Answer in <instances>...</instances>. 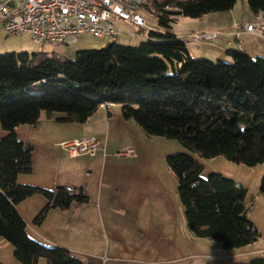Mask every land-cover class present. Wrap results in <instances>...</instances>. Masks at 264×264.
Masks as SVG:
<instances>
[{"label": "trees", "instance_id": "1", "mask_svg": "<svg viewBox=\"0 0 264 264\" xmlns=\"http://www.w3.org/2000/svg\"><path fill=\"white\" fill-rule=\"evenodd\" d=\"M155 8L156 29L137 46L111 41L101 49L78 50L73 59L42 53L0 55V239L19 264H82L68 249L48 246L26 232L16 206L41 195L46 204L34 216L39 226L51 209L67 211L88 203L82 187L54 191L18 183L32 172V146L16 135L41 114H61L60 123H85L101 104L118 105L148 137L176 140L203 159L223 157L254 167L264 162V59L227 50L228 61L194 59L171 25L179 17L200 18L230 11L236 0H147ZM252 15L264 0H244ZM176 179L188 232L197 239L237 250L260 238L248 217L247 189L239 181L211 173L184 153L167 155ZM258 194L264 198V173ZM264 264V257L244 263Z\"/></svg>", "mask_w": 264, "mask_h": 264}, {"label": "rangeland", "instance_id": "2", "mask_svg": "<svg viewBox=\"0 0 264 264\" xmlns=\"http://www.w3.org/2000/svg\"><path fill=\"white\" fill-rule=\"evenodd\" d=\"M233 9L235 20L239 21L237 24L240 25L244 13H248L247 4L244 0H236ZM139 14L146 19L147 26L140 30L117 22L116 26L122 32L113 39L116 44L137 46L143 32L147 34L148 30L156 29L155 16L145 10H141ZM215 14H207L200 18L179 17L171 25L173 34L187 43L188 51L194 59L211 62L229 60L225 50L221 51L220 55L206 52L220 50L225 44L222 42V33L217 32L219 37L213 42H194L190 37L192 34L208 32L207 30L214 28L215 24L210 21V17H215ZM135 33L139 34L138 37L131 38V34ZM111 41L108 37L95 38L84 33L74 44L68 46L56 47L51 43L38 45L28 34H9L0 26V55L11 52L47 55L53 53L54 56L73 59L78 50L101 49ZM101 44L103 46L100 47ZM113 106V114L117 112L119 116L120 108H117L118 105ZM60 115L54 114V116ZM119 117L116 122L113 120L108 125L103 123L97 126L98 132L94 134L107 132V155L111 157L114 154V157H118L120 161H108L103 166L95 159H91L90 155L70 160L61 148H53L50 168L61 179L70 176L73 186L85 190L89 204H84L87 207L83 214L84 220H88L89 223L79 222L70 227V222L66 219L60 227L57 225L55 230L52 224L48 223L46 236L63 248L74 251L83 264H152L154 262V264H224L227 260L225 257L220 261L216 257L217 260H213L212 257L205 258L204 248L197 245L202 240L194 238L188 232L176 194V179L168 170L165 158L175 153L188 154L202 164V177L219 173L239 181L247 189L246 202L251 199L252 192H257L259 189L260 178L264 173V162L254 167H247L231 163L221 156L203 159L182 147L176 140L148 137L132 120H123L121 115ZM58 125L56 136L63 138L70 130L65 123ZM26 127L27 125H20L15 130L20 141L26 136ZM5 134L0 127V139ZM128 148L133 149L135 156L122 158L117 156L118 152ZM137 151L143 154L142 159L138 162L135 160L129 162L137 157ZM19 177L23 179L28 176ZM21 182L18 181L20 184L29 185ZM135 188L141 189L143 195L141 199L146 200L142 208L131 204L134 201L133 196L137 193L136 189L134 194ZM2 243L5 246L0 245V264H19L13 257L11 245ZM129 258L141 263H130L127 261ZM39 260L44 261V259Z\"/></svg>", "mask_w": 264, "mask_h": 264}, {"label": "crops", "instance_id": "3", "mask_svg": "<svg viewBox=\"0 0 264 264\" xmlns=\"http://www.w3.org/2000/svg\"><path fill=\"white\" fill-rule=\"evenodd\" d=\"M233 10L234 9L232 8L228 12L216 13L214 15L215 17H210V21H213L215 25H214V28H212L211 30L207 28L209 29L207 31L222 33L221 35L222 42H224L225 44L222 45L220 50L214 49L212 51H206V52L211 53V54L216 53V55H220L222 53L221 51L237 49V50H244L251 57L256 56V57H262L264 59V41L256 36L245 33L242 29L244 25L252 21L253 15L248 10V13H244L243 19H245V21L243 22V19H242V22H240L241 24L239 25L237 24V22L239 21L235 20L236 18L234 16ZM217 14H221V15H217ZM222 14H225V15H222ZM219 16H222V17H219ZM118 22L130 25L129 23H126L123 21H118ZM145 35L146 33L143 32L142 36L145 37ZM130 41L131 40H129V42ZM101 46H103V44H101L100 47ZM186 46H187V43H186ZM218 57H222V56H218ZM112 107L114 106L111 104L108 105L107 108L100 107L83 124L65 123L67 124L66 125L68 126L67 129L70 130V132L66 133L63 136V138L56 136L58 133L57 126H59L58 123H60L56 119L59 118L60 116L53 115L52 117L47 118L45 114H41L40 119L36 125L34 126L27 125L26 130H25L26 136H24L21 142H23L25 145L32 146V149L34 151L33 152L34 154H32V172L26 175L28 177H25L23 179H20L19 177L18 181L19 182L22 181L21 183L29 184L30 186H36L42 189L52 190V191H54L58 187H68V188L75 187L71 184L72 182H70L71 181L70 176L61 179L60 176H58L57 173L50 168L51 166L50 159H51V154L53 153V148L55 149L61 148L60 146L61 143L70 142V141L85 138V137H93L99 140L103 147V150H99L93 156H89V157H92L91 159H95L97 162L100 163V165H103V166L108 161H113V162L120 161L118 157H114V154L111 157H108L109 155H107V141H108L107 132H105L104 134L103 133L97 134V135L101 134L100 136H97L96 134H94L98 132L99 127L97 126L103 123L105 125H108L113 120L115 122L119 120L120 118L119 116L121 115V113L119 114V116H117V112H114L113 114ZM117 108H119V106H117ZM60 124H63V123H60ZM61 150L66 154L67 158L70 160H77V159L87 156V155H83V156H78V157H70L63 148H61ZM142 157H143V154L137 151V157L129 160V162H133L134 160L138 162L142 159ZM136 189H137V193L135 194ZM134 194H135L133 196L134 201L131 204H133L134 207L142 208V205L146 204V200L141 199V197H143L141 193V189L135 188ZM254 194L256 196H254ZM124 197H128V196H124ZM45 204H46V200L43 196L35 195V196L29 197L26 200L20 202L16 206L18 213L20 214V216L26 223V232H28L29 234L28 236H30L31 238L45 245L62 247L57 242L49 240V237L46 236V230H47L48 223L52 224L53 230L56 229L57 225H59L60 227L61 223H63L66 219H68V222H70V227L77 225L79 222L89 223L88 220L86 219L84 220L83 212L85 208L87 207V206L85 207L84 205V206H72L67 211L51 209L47 213L46 218L42 222V224L39 226H34L32 224L33 218L42 209V207ZM133 205L131 206L133 207ZM247 206L249 208L248 217L252 221V223L255 225V227L259 230L260 238L257 241L253 242L252 244L245 246L243 248H240L237 250H227V251H222L225 249H223L218 242L201 239L202 241H199L200 243H197V245L204 248L205 258L212 257L213 260L218 259L220 261V260H223V257H225L227 260L224 264H234V263H244L252 258L264 256V198H262L258 194V191L257 192L253 191L251 195V199L247 202ZM2 242H6V241H4L3 239H0V245L4 247L5 245ZM69 251H71L74 254V251L70 249ZM150 251L152 250L150 249ZM206 251L210 253H207ZM216 252L218 254H216ZM222 252H225V253H222ZM216 255H219V256H216ZM127 261L130 263H141L132 258H129ZM41 263L46 264L44 261L41 262L40 260H38L37 264H41Z\"/></svg>", "mask_w": 264, "mask_h": 264}, {"label": "built area", "instance_id": "4", "mask_svg": "<svg viewBox=\"0 0 264 264\" xmlns=\"http://www.w3.org/2000/svg\"><path fill=\"white\" fill-rule=\"evenodd\" d=\"M141 10L150 15L155 13V8L147 0H0V26L9 34H28L38 45L68 46L84 33L95 38L115 39L122 32L116 26L118 21L144 29L147 22L139 14ZM242 29L264 41V11L253 15L252 21ZM138 35L131 34V38ZM190 37L194 42H213L219 34L200 32ZM144 38L140 36L139 39ZM108 105L101 104L100 107L107 108ZM60 146L70 157L93 156L103 150L101 142L93 137L61 143ZM117 156L132 157L135 152L128 148L118 152Z\"/></svg>", "mask_w": 264, "mask_h": 264}]
</instances>
